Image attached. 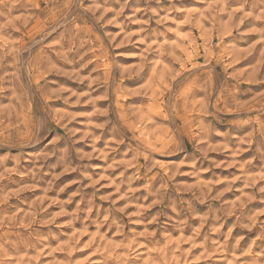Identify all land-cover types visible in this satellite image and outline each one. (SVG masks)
I'll use <instances>...</instances> for the list:
<instances>
[{
	"label": "rangeland",
	"instance_id": "1",
	"mask_svg": "<svg viewBox=\"0 0 264 264\" xmlns=\"http://www.w3.org/2000/svg\"><path fill=\"white\" fill-rule=\"evenodd\" d=\"M0 264H264V0H0Z\"/></svg>",
	"mask_w": 264,
	"mask_h": 264
}]
</instances>
